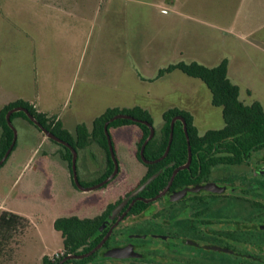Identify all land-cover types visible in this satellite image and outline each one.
Returning a JSON list of instances; mask_svg holds the SVG:
<instances>
[{
  "label": "rangeland",
  "instance_id": "rangeland-1",
  "mask_svg": "<svg viewBox=\"0 0 264 264\" xmlns=\"http://www.w3.org/2000/svg\"><path fill=\"white\" fill-rule=\"evenodd\" d=\"M259 35L264 0H0V112L24 101L62 119L75 135L77 126L91 130L109 109L135 107L161 132L164 115L176 109L191 115L203 136L224 126L206 85L179 70L159 73L181 62L214 68L231 60L240 101L264 107ZM13 125L16 146L0 166V214L27 223L0 238V264H42L63 251L56 220L100 214L145 171L133 146L140 129H110L122 174L104 191L82 192L72 184L61 146L23 118ZM104 154L95 145L78 150L84 184L98 176L94 160Z\"/></svg>",
  "mask_w": 264,
  "mask_h": 264
},
{
  "label": "flooded vegetation",
  "instance_id": "flooded-vegetation-1",
  "mask_svg": "<svg viewBox=\"0 0 264 264\" xmlns=\"http://www.w3.org/2000/svg\"><path fill=\"white\" fill-rule=\"evenodd\" d=\"M139 129L135 158L145 171L100 214L81 218H97L96 230L74 252L63 250L55 264H264V144L235 148L234 140L227 138L192 147L184 132L186 148H172L170 134L161 151L155 146L163 143V134L155 130L144 149L145 162L141 150L150 129L147 136ZM90 145L105 154L95 157L98 176L91 183L84 184L78 176L84 188L103 183L115 171L109 146L107 152L97 142ZM63 149L61 158L77 188ZM115 158L117 174L95 191L108 189L122 174L116 153Z\"/></svg>",
  "mask_w": 264,
  "mask_h": 264
},
{
  "label": "trees",
  "instance_id": "trees-1",
  "mask_svg": "<svg viewBox=\"0 0 264 264\" xmlns=\"http://www.w3.org/2000/svg\"><path fill=\"white\" fill-rule=\"evenodd\" d=\"M176 70L183 72L191 78L199 79L206 85L211 93L212 105L222 110L224 126L222 129L210 130L206 132L205 135L199 136L191 115L176 109L170 110L164 115V125L161 130L163 134V143L155 147L161 148V151L166 149L171 134V121L176 116H182L185 119L192 147H195L199 141H213L214 139L227 138H232L234 140L233 146L235 148H253L256 145L259 146L260 144H264V107L260 102H255L252 105H245L240 101V88L233 84L228 77L227 59H224L219 66L214 68L204 66L197 62H181L162 70L159 73V77H164ZM18 107L28 109L48 131L52 132L61 140L69 143L76 150L85 149L92 142H97L108 152L104 126L106 122L118 114L130 115L136 119L147 121L152 124L149 113L140 107L132 109H109L94 121L91 130H89L85 124H81L76 128L74 135L65 129L62 122L57 120L56 117H49L39 113L31 104L18 101L6 106L0 112V128L2 130L0 136V160L10 148L14 138V132L9 127L6 116L9 111ZM17 118H23L34 125L23 112H17L11 116L12 121ZM125 125H138L145 136L149 134V128L146 125L134 123L129 120H117L112 122L109 128ZM184 132V125L181 122H176L173 131L174 139L171 145L172 148L187 147L186 140L183 136ZM62 147L67 151V153L63 155V158L69 162L71 167L72 153L66 147ZM151 147L153 146L150 144L148 148ZM26 223L27 220L23 217L4 211L0 214V238L2 240L10 239L12 234ZM97 226V218L81 219L79 217H67L55 221V229L62 234L63 250L66 252H74L77 248L82 246L89 235L96 230ZM54 260L58 261L59 259L44 257L42 264H55Z\"/></svg>",
  "mask_w": 264,
  "mask_h": 264
},
{
  "label": "water",
  "instance_id": "water-1",
  "mask_svg": "<svg viewBox=\"0 0 264 264\" xmlns=\"http://www.w3.org/2000/svg\"><path fill=\"white\" fill-rule=\"evenodd\" d=\"M17 112H23L27 115V117L29 118V120L36 126L38 127L46 136L47 138L61 144V145H64L65 147L69 148L70 151L72 152V166H71V170H72V174H73V179H74V183L76 185V187L84 192H91V191H95L97 190L98 188L102 187L104 184H106L109 180H111L118 172V163L116 161V158H115V152H114V148H113V144H112V139H111V136H110V133H109V124L110 122H114L116 120H119V119H124V120H130V121H133L135 123H140V124H144L146 125L149 129H150V136L149 138L147 139L146 143L143 145L142 147V150H141V157L142 159L146 162L145 160V157H144V149H145V146L147 144V142L154 136L155 134V129H154V126L152 124H150L149 122L147 121H142V120H139V119H136L130 115H126V114H118L116 116H114L109 122H107L104 126V131H105V134L107 136V141H108V146H109V151H110V154H111V157L115 163V171L114 173L111 175L110 178H108L106 181H104L103 183L97 185V186H93V187H89V188H84L80 181H79V178H78V173H77V157H78V153L77 151L75 150V148L73 146H71L69 143L61 140L60 138H58L57 136H55L52 132L48 131L30 112L28 109L24 108V107H18V108H14L12 109L11 111L8 112L7 116H6V119H7V123L9 125V127L13 130L14 132V138H13V143L11 145V147L8 149V151L6 152L5 156L3 157L2 160H0V166L3 165L5 163V161L9 158L10 154L12 153L13 151V148L16 144V141H17V132L15 130V127L13 125V121L11 120V116L14 114V113H17ZM177 121H181L184 125V131L186 133H188L187 131V123L185 121V119L182 117V116H176L175 118H173V120L171 121V140H172V137H173V131H174V126H175V123ZM171 143V141H170ZM170 148V145L168 146V149ZM153 180V178L151 179ZM150 180V181H151ZM148 181L146 183L149 184Z\"/></svg>",
  "mask_w": 264,
  "mask_h": 264
},
{
  "label": "crops",
  "instance_id": "crops-1",
  "mask_svg": "<svg viewBox=\"0 0 264 264\" xmlns=\"http://www.w3.org/2000/svg\"><path fill=\"white\" fill-rule=\"evenodd\" d=\"M54 8H58V7H54ZM254 33V32H253ZM249 35H252V33H249ZM256 36V35H255ZM254 40H256L257 42L256 43H260V44H264V36L263 35H259V36H257L256 37V39H254ZM254 45V44H253ZM255 46V45H254ZM235 64L233 63V61H231V60H229L228 61V77H229V79L231 80L232 79V76H234V75H236V70H235V66H234ZM233 80H231V82H232ZM233 83V82H232ZM233 84H235V82L233 83ZM235 85H237L239 88H240V85L239 84H235ZM240 92H241V88H240ZM253 89L252 88H250V87H247L246 88V93L248 94V96H252L253 95ZM34 106V108L37 110V112H39V113H42V114H45V115H47V116H49V114H47V113H44V112H41V111H38V109L36 108V106L35 105H33ZM50 117V116H49ZM52 117V116H51ZM57 120H60L61 122H62V124H63V126H64V128L65 129H67L70 133H72L71 132V130L68 128V126H67V124L62 120V119H58L57 118ZM78 127V126H77ZM73 134V133H72ZM140 136V130H139V132L138 133H134V138H133V140L135 141L136 140V138H138ZM134 141H133V146H134ZM134 149H135V146H134Z\"/></svg>",
  "mask_w": 264,
  "mask_h": 264
}]
</instances>
